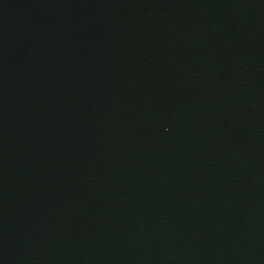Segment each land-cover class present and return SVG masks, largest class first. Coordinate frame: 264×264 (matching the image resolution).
Wrapping results in <instances>:
<instances>
[{"label": "water", "instance_id": "1", "mask_svg": "<svg viewBox=\"0 0 264 264\" xmlns=\"http://www.w3.org/2000/svg\"><path fill=\"white\" fill-rule=\"evenodd\" d=\"M0 264H264V0H0Z\"/></svg>", "mask_w": 264, "mask_h": 264}]
</instances>
